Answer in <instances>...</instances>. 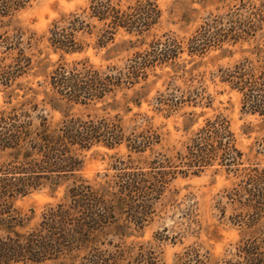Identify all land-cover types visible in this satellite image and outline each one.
Instances as JSON below:
<instances>
[{"label":"rangeland","instance_id":"rangeland-1","mask_svg":"<svg viewBox=\"0 0 264 264\" xmlns=\"http://www.w3.org/2000/svg\"><path fill=\"white\" fill-rule=\"evenodd\" d=\"M89 1L31 0L23 9L0 17V72L14 74L8 85L0 78V111L9 115L13 109L20 121L51 128L70 117L95 120L117 115L127 137L150 138L141 152L132 151L125 141L112 148L96 143L79 150V174L93 185L122 167L119 161L143 165L166 158L172 163L176 172L150 218L128 236L105 235L111 244L100 245L106 249L104 255L129 263L141 255L146 264H237L242 260L236 255L240 242L263 235L250 223L258 218L256 226L261 228L264 214L247 210L242 187L250 168H264V114L243 109L240 92L223 76L225 70L251 59L259 62L264 50V0H154L159 16L148 30L139 35L118 28L110 39L103 22L88 16ZM113 1L126 8L136 0ZM69 13L88 23L74 33L80 50L73 52L55 49L48 41L51 24ZM215 18L220 21L213 26ZM214 32L220 35L213 36ZM158 38L175 39L180 47L166 60L146 67V77L135 85L114 88L104 101H61L58 107L51 106L48 82L58 65L122 69L134 52L149 51ZM17 65L23 72L14 73ZM216 115L227 121L242 153L240 163L230 169L214 164L197 174L177 172L183 169L177 157L190 137ZM7 152L0 151V166L8 161ZM71 184L66 180L55 190L46 184L17 197L13 208L22 230L38 227L48 207L67 201ZM9 264L77 263L64 255Z\"/></svg>","mask_w":264,"mask_h":264},{"label":"trees","instance_id":"trees-1","mask_svg":"<svg viewBox=\"0 0 264 264\" xmlns=\"http://www.w3.org/2000/svg\"><path fill=\"white\" fill-rule=\"evenodd\" d=\"M30 1L0 0V17L12 15ZM88 16L103 22L110 39L118 28L142 34L156 22L159 10L154 0H136L133 7L126 8L113 0H90ZM219 21L213 19V26ZM84 27L88 23L79 15H63L48 29V41L55 49L65 52L80 50L74 33ZM215 32L213 36L220 35ZM179 47L175 39H155L149 51L134 52L122 69L111 65L101 70L86 63L69 69L58 65L49 77L48 100L52 107H58L61 101L79 104L104 101L114 88L123 84L128 88L144 79L146 67L156 60H166ZM261 51L259 62L251 59L225 70L223 76L240 92L242 108L260 115L264 114V50ZM15 72L23 71L17 65ZM13 75L7 69L0 72L2 84L8 85ZM17 114L13 109L9 115L0 111V151L8 150L9 156L0 166V264L39 262L64 255L77 264L148 263L141 255L134 263L124 262L122 257H110L108 253L104 255L106 249L100 245L111 244L105 235L128 236L145 224L176 172L171 169L172 163L166 158L161 161L155 158L143 165L119 161L122 167L93 185L79 174L82 163L79 150L96 143L112 148L125 141L132 151L141 152L150 144V138L142 134L127 137L117 115L95 120L70 117L62 125L51 128L43 123L33 126L29 121H20ZM241 157L227 121L216 115L190 137L185 151L177 157L183 166L177 172L197 174L214 164L230 169L240 163ZM248 171L247 182L242 187V193L248 197L243 205L260 216L264 214V168L252 167ZM66 180L72 183L67 187L68 200L48 207L38 227L22 230L13 201L46 184L55 190ZM258 220L254 218L250 224L263 235L240 242L236 255L242 260L237 264H264V223L257 227Z\"/></svg>","mask_w":264,"mask_h":264}]
</instances>
